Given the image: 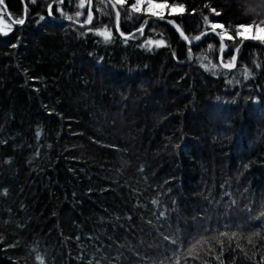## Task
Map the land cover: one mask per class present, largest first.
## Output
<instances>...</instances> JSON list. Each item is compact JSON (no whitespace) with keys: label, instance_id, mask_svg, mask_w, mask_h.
I'll list each match as a JSON object with an SVG mask.
<instances>
[{"label":"trees","instance_id":"16d2710c","mask_svg":"<svg viewBox=\"0 0 264 264\" xmlns=\"http://www.w3.org/2000/svg\"><path fill=\"white\" fill-rule=\"evenodd\" d=\"M52 2L0 5V264H264V43L225 69L202 18L235 37L264 0H167L188 40Z\"/></svg>","mask_w":264,"mask_h":264},{"label":"snow or ice","instance_id":"6c2138e0","mask_svg":"<svg viewBox=\"0 0 264 264\" xmlns=\"http://www.w3.org/2000/svg\"><path fill=\"white\" fill-rule=\"evenodd\" d=\"M31 3H35L36 0H30ZM89 3H91V0H89ZM53 4L57 5L58 10H62V5L64 4V0H53L52 3H49L48 5V12L49 15H52V7ZM98 4V11L101 12V14L106 15L108 17H111L112 15V10H115V20H116V26L118 30V26L121 20V15L123 13V16L125 17L126 20L129 19H135V20H140L141 16H145L146 18L143 19V22L141 26L137 29V31L141 34L144 32V27L149 24L150 19L152 17H156L158 20L164 21L166 19L165 15L162 12H155L152 11L154 7V0H134L130 5L127 4V0H97ZM103 4V8H99V5ZM0 5H5V0H0ZM85 0H79V9H84L85 8ZM160 8L163 9H169V15H171L173 12H176V14H183L185 11V5L183 3H168L167 0H165L164 3L158 4L157 5ZM207 6V5H206ZM6 10V6H5ZM212 12H214L216 15H219L218 12H216L215 9H212ZM133 14V15H130ZM82 11H76L75 16L80 17L82 15ZM138 14V15H137ZM203 23L205 25H209L212 32L215 33L219 37L220 45H219V52L223 54L225 52L226 45L224 43L225 37L229 40H235V38H240V42L243 43L245 40H252V41H259L261 43H264V37H260L257 35H251V36H246L245 35V30L249 28H255L259 31H264V20L260 22V24H240L235 28V37L229 36L227 33V30H224V25L221 23H216V22H211L209 20V17L207 15H203ZM43 19V17H41ZM69 20H72V16H68ZM94 15L91 10L87 12L86 20L84 23L91 24L93 22ZM155 22V21H152ZM15 24L23 25L25 23V19H16L14 21ZM167 23L169 24H175V22L171 19L167 20ZM3 24V20L0 19V25ZM177 30L179 31V25H176ZM5 28H7V31H5ZM222 29L223 31L221 32H216L217 29ZM12 30V27L10 25H5L4 27H0V32H3L5 35L8 34ZM97 35H100L104 37L105 41H108L112 37V32L109 31L107 28L102 29V30H97ZM123 35V33H121ZM180 35L184 37L185 40H188V36L185 35L183 31H180ZM195 40L199 41L201 39L200 35H197L194 37ZM155 43L157 46L162 45L164 43L163 40H157V41H152L148 40L147 44L151 45ZM15 46V45H13ZM213 46L209 45V48L211 49ZM235 47V46H234ZM235 51L238 53L239 52V47H235ZM237 60L236 55L231 56V60L228 62L223 61V56L221 55L220 58V63L223 68L225 69H232L236 66L235 62ZM205 67H208L205 65ZM212 69H215L217 67L216 64L211 65ZM249 76H251V71L245 68V79H247ZM39 134V133H38ZM163 215V213H161ZM177 264H179V261H177Z\"/></svg>","mask_w":264,"mask_h":264},{"label":"rangeland","instance_id":"374dc122","mask_svg":"<svg viewBox=\"0 0 264 264\" xmlns=\"http://www.w3.org/2000/svg\"><path fill=\"white\" fill-rule=\"evenodd\" d=\"M85 2H86V0H85ZM158 4H161L160 2H155L154 1V7H153V9H152V11H155V12H162L164 15H169V9H163V8H160V7H158L157 5ZM176 12H173L172 14H175ZM3 26H5V24H3ZM0 27H1V25H0ZM257 35V36H260V37H264V31H259V30H257V29H255V28H249V29H246L245 30V35L246 36H251V35ZM225 38H227V36L225 37Z\"/></svg>","mask_w":264,"mask_h":264},{"label":"water","instance_id":"95a60500","mask_svg":"<svg viewBox=\"0 0 264 264\" xmlns=\"http://www.w3.org/2000/svg\"><path fill=\"white\" fill-rule=\"evenodd\" d=\"M153 19H156V20H158L156 17H152L151 19H150V21L151 20H153ZM167 20L168 19H165L164 21H166L167 22ZM76 25H78V26H81V27H86V26H88V25H90V24H87V23H79V22H74ZM173 27H175L176 29H177V27H176V23L175 24H171ZM116 29H117V26H116ZM117 31H119V26H118V30ZM181 30H179V32H180ZM195 42V41H194ZM194 42H192L191 44H193ZM221 55L222 54H220V56H219V61H220V58H221ZM234 55H236V54H234ZM235 64H236V62H235Z\"/></svg>","mask_w":264,"mask_h":264},{"label":"bare ground","instance_id":"6f19581e","mask_svg":"<svg viewBox=\"0 0 264 264\" xmlns=\"http://www.w3.org/2000/svg\"><path fill=\"white\" fill-rule=\"evenodd\" d=\"M116 30H117V29H116ZM120 32H121V31H120ZM124 36H125V35H124ZM132 37H133V36H132ZM258 42H259V41H258ZM194 43H195V42H194ZM240 47H241V46H240ZM237 55H238V54H237ZM237 55H236V56H237ZM222 56H223V55H222ZM236 64H237V63H236Z\"/></svg>","mask_w":264,"mask_h":264}]
</instances>
